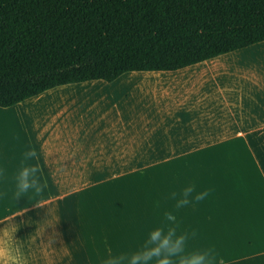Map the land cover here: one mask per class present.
Here are the masks:
<instances>
[{"label":"crops","instance_id":"crops-1","mask_svg":"<svg viewBox=\"0 0 264 264\" xmlns=\"http://www.w3.org/2000/svg\"><path fill=\"white\" fill-rule=\"evenodd\" d=\"M29 146L48 188L14 199ZM0 168V264H103L136 251L174 211L164 198L188 185L210 190L174 212L179 231L197 233L189 249L214 247L216 264H264V251L243 252L248 240L264 247V41L0 108Z\"/></svg>","mask_w":264,"mask_h":264},{"label":"trees","instance_id":"trees-1","mask_svg":"<svg viewBox=\"0 0 264 264\" xmlns=\"http://www.w3.org/2000/svg\"><path fill=\"white\" fill-rule=\"evenodd\" d=\"M264 41V0H0V108Z\"/></svg>","mask_w":264,"mask_h":264},{"label":"clouds","instance_id":"clouds-1","mask_svg":"<svg viewBox=\"0 0 264 264\" xmlns=\"http://www.w3.org/2000/svg\"><path fill=\"white\" fill-rule=\"evenodd\" d=\"M13 140H19L13 134ZM40 155L34 147L29 146L22 155L20 167L14 176V199L31 193L32 198L42 197L48 188L43 179L44 169L40 165ZM0 178L8 180L7 168H0ZM210 195V190L197 192L194 185H188L179 191L170 192L164 199L172 201L174 211H164L159 227L151 230L142 246L130 253L110 254L103 264H216L217 253L214 247L190 250L189 241L195 238L196 231H179L175 211L200 203ZM8 191L0 192V197L7 198ZM154 208H161V201L154 202Z\"/></svg>","mask_w":264,"mask_h":264},{"label":"rangeland","instance_id":"rangeland-1","mask_svg":"<svg viewBox=\"0 0 264 264\" xmlns=\"http://www.w3.org/2000/svg\"><path fill=\"white\" fill-rule=\"evenodd\" d=\"M194 172H191V174H193ZM254 183H256V181L254 182ZM147 191H150V192H153V190H154V186H152V187H149L148 185H147ZM244 193V192H243ZM261 194V193H260ZM234 233V231L233 230H231V231H229L228 230V234L229 233ZM260 232V231H259ZM208 233V235L210 236V237H218V235H219V231H210V232H207ZM260 244H264V241H262ZM247 245H249L248 247H244V250H243V252L244 253H252V252H256V251H264V247H259L258 249H256L255 247H253V246H251V241L250 240H248L247 241ZM253 264H256V262H253Z\"/></svg>","mask_w":264,"mask_h":264}]
</instances>
